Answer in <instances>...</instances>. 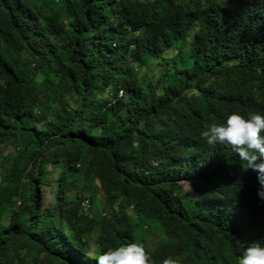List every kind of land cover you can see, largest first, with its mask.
<instances>
[{
	"label": "trees",
	"instance_id": "obj_1",
	"mask_svg": "<svg viewBox=\"0 0 264 264\" xmlns=\"http://www.w3.org/2000/svg\"><path fill=\"white\" fill-rule=\"evenodd\" d=\"M232 112L264 115V0H0V264H237L257 173L200 136Z\"/></svg>",
	"mask_w": 264,
	"mask_h": 264
},
{
	"label": "clouds",
	"instance_id": "obj_2",
	"mask_svg": "<svg viewBox=\"0 0 264 264\" xmlns=\"http://www.w3.org/2000/svg\"><path fill=\"white\" fill-rule=\"evenodd\" d=\"M200 136L209 147H230L241 161L246 162L247 169L257 173V196L264 201V115L250 113L245 117L232 112L226 116L224 123L207 126ZM178 183H182L187 193L191 190L189 182ZM238 243L242 255L237 258V264H264V242L254 240L247 244ZM92 259L95 264H151L152 257L144 243L128 242L109 247L103 252L97 250ZM162 264H182V258L169 256Z\"/></svg>",
	"mask_w": 264,
	"mask_h": 264
},
{
	"label": "rangeland",
	"instance_id": "obj_3",
	"mask_svg": "<svg viewBox=\"0 0 264 264\" xmlns=\"http://www.w3.org/2000/svg\"><path fill=\"white\" fill-rule=\"evenodd\" d=\"M48 18H46L47 20ZM11 149L10 148H4L3 149V154H6L8 152H10ZM182 184V183H181ZM182 188L184 189L185 193L188 194V195H196L195 191L194 192H186V188L181 185ZM56 188H57V183L56 181H52L50 183L47 184V186H45V197H44V204H43V208H47L48 205H50L54 199H55V193H56ZM9 215V213H5L4 216H3V219L4 220H7V216ZM145 230V229H144Z\"/></svg>",
	"mask_w": 264,
	"mask_h": 264
},
{
	"label": "built area",
	"instance_id": "obj_4",
	"mask_svg": "<svg viewBox=\"0 0 264 264\" xmlns=\"http://www.w3.org/2000/svg\"><path fill=\"white\" fill-rule=\"evenodd\" d=\"M83 207H84V210H88L89 209V202L88 201H85L84 204H83Z\"/></svg>",
	"mask_w": 264,
	"mask_h": 264
}]
</instances>
